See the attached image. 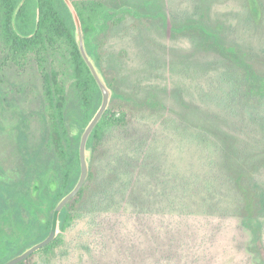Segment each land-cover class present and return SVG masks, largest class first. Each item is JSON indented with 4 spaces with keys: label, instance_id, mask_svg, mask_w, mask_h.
I'll use <instances>...</instances> for the list:
<instances>
[{
    "label": "rangeland",
    "instance_id": "1",
    "mask_svg": "<svg viewBox=\"0 0 264 264\" xmlns=\"http://www.w3.org/2000/svg\"><path fill=\"white\" fill-rule=\"evenodd\" d=\"M106 3L114 8H138L141 12L127 13L119 24H109L105 31L97 32L93 40L97 43L95 53L94 47L90 50L101 72L96 51L102 55L99 64L112 79L118 77L120 94L113 101L128 103L137 109V117L126 131L114 135L105 146V155L95 162L101 173L98 183H104L103 177L111 165L108 163L114 161V156L122 148L131 149L125 151L127 156L135 155L130 159L133 163L130 171L144 173L147 198L158 196L163 188L158 178L153 179L156 186L148 183L149 170L158 171L153 169L155 162L161 164L162 172L171 181L179 172L189 176L204 166L197 159L195 142L188 139L198 132L218 145L214 153L217 164L209 167L212 173L208 176L220 181L223 197L237 199L235 179L239 175L243 183L264 180V97L246 95L233 106L220 105L218 99L227 100L229 89L221 85L218 73L209 72L204 79L194 75L203 63L221 57L200 32L186 27L202 21L226 44L235 45L241 57L264 75V0H258L260 12L256 17L249 0H106ZM161 12L168 22L158 16ZM144 14L149 16L142 18ZM1 19L0 7V168L5 179L14 180L25 171L19 149L20 128L26 132L32 149L44 143L43 156H49L54 148L45 75L58 73L70 107L83 108V99L65 40L46 42L41 50H33L16 62L7 57ZM149 58L159 60L157 68L149 64ZM70 132L80 133V125L71 124ZM142 140L147 143L141 152L148 145L157 149V159L146 155L147 171L136 167L140 157L143 158L136 154V146ZM89 156L88 151V161ZM60 161L67 164L65 158ZM161 173L158 175L165 182ZM196 199L200 203L203 198ZM92 201L83 206L81 216L67 230L60 229L58 235L63 236L55 248L37 251L27 264L260 262L257 253L250 249L252 234L242 225L246 211L238 200L234 204L226 199L227 216H221L224 211L220 209L205 216L202 206L197 207L194 201L192 211L185 214L166 206L164 200L149 203L143 213L134 207L116 210L117 206L101 204L93 208ZM167 253L171 255L168 259L164 258Z\"/></svg>",
    "mask_w": 264,
    "mask_h": 264
},
{
    "label": "trees",
    "instance_id": "2",
    "mask_svg": "<svg viewBox=\"0 0 264 264\" xmlns=\"http://www.w3.org/2000/svg\"><path fill=\"white\" fill-rule=\"evenodd\" d=\"M249 3L256 17L260 12L257 6L258 0H249ZM0 7L1 31L8 49L7 57L20 62L29 52L41 50L46 42L65 40L72 53L77 76L76 84L81 89L83 99V108L70 107L66 103L64 88L58 79V73L52 71L49 75L46 74L45 82L50 105V125L54 148L49 156H43L44 143L32 149L26 132L20 128L19 149L25 164L24 175L14 180H7L2 176L0 168V264H5L9 259L48 235L56 205L73 189L80 176L81 135L99 108L102 93L81 54L77 35L79 29L83 33L88 52H91V48L97 45L93 41L96 40L97 32L105 31L109 24H119L127 13L138 15L141 12L137 11L138 8L111 7L107 5L106 0H82L81 3L75 0H0ZM148 16L144 14L141 17ZM158 16L163 22H168L164 13H158ZM186 27L195 28L200 32L202 37L213 44L214 52L221 57L217 61L203 63L194 75V77L204 79L209 72L218 73L221 85L228 86L229 89L226 94L227 100L218 99L220 105L233 106L246 95L264 97V75H260L244 57H241L242 54L235 45L226 44L217 32L211 31L202 21L189 23ZM93 51L95 53V47ZM96 52L97 63L101 67L106 82L114 92L109 108L96 125L88 141L91 165L88 179L80 192L62 210L61 230H67L76 217L81 216L83 206L92 200L93 208H98L101 204L108 207L117 206L116 210H128L134 207L138 213L146 212L149 203L164 200L166 206L176 207L181 214L192 211L194 201L197 207L202 206L205 216L214 215L213 210L218 209L224 211L221 212V216H227L228 209L224 206L226 199L234 204L238 200L246 211L242 216V225L252 234L253 246L250 249L259 256V264H264V180L256 181V183H251L252 181L243 183V178H240L242 175H239L235 179L238 189L235 193L237 199H233L232 196L223 197L220 192L222 188H219L220 181L208 176L212 173L209 167L213 168V164H217V161H214L217 143L200 132L190 134L188 139L192 143L195 142L198 149L197 159L202 166L204 165L205 170L202 167L198 170L199 173L195 169L189 176L178 171L179 173L171 181L167 179L169 176L166 172H162L161 164L155 162L153 169H158V171L161 169L165 182L160 177L161 175H158L161 172L149 170L148 183L156 186L153 179L158 178L157 181L160 182L161 187L163 186L159 195H154V199L147 198L144 193V173L141 170L139 173L130 171V167H133L130 159H134L135 155L127 156L125 151L131 149L122 148L120 154L114 156V161L111 160L108 163L111 165L103 177L104 183H98L101 173L95 162L105 155V146L114 135L128 129L137 117V109L128 103L113 101L115 96L120 94L116 82L118 77L112 79L106 69L99 64L102 60L101 53ZM148 62L154 68L158 67V59L149 58ZM197 87H199L198 84ZM177 92L179 93V90ZM207 96L209 95L203 97ZM214 97L217 98L216 95ZM73 123H78L81 127V132L76 135L70 132V126ZM146 143L142 140L136 146V154L143 157H140L141 161L136 167L145 168L147 171L149 166L146 165V155L156 157V159L158 157L157 149L152 145H148V149L145 148L141 152ZM132 151L135 154V151ZM61 158L67 159L66 165L61 163ZM200 196L203 199L199 203L196 197ZM62 236V234L58 235L54 241L39 251H50L55 248ZM35 254L19 264H27ZM170 256L167 253L164 258L168 259Z\"/></svg>",
    "mask_w": 264,
    "mask_h": 264
},
{
    "label": "water",
    "instance_id": "3",
    "mask_svg": "<svg viewBox=\"0 0 264 264\" xmlns=\"http://www.w3.org/2000/svg\"><path fill=\"white\" fill-rule=\"evenodd\" d=\"M77 35H78V43L81 54L84 60L86 61L90 71L92 72L102 93L101 104L97 109V111L94 113L93 117L86 125L81 135L80 146H79V155H80V163H81L80 176L73 189H71L66 195H64L56 205V208L53 213L51 229L48 235L43 240L31 245L20 254L9 259L5 264H19L20 262L26 260L32 254L36 253L37 251L41 250L42 248L50 244L58 237V234L61 229L60 214L62 210L80 192V190L85 185L89 176L90 164L88 161V141L96 125L102 119L103 115L110 106L113 96V90L109 87L108 83L106 82L91 52H88L81 29H79Z\"/></svg>",
    "mask_w": 264,
    "mask_h": 264
}]
</instances>
